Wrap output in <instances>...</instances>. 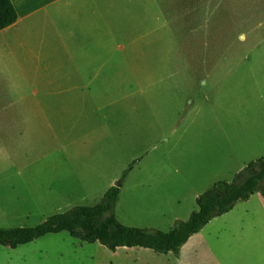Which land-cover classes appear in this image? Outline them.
I'll use <instances>...</instances> for the list:
<instances>
[{
    "label": "rangeland",
    "instance_id": "obj_1",
    "mask_svg": "<svg viewBox=\"0 0 264 264\" xmlns=\"http://www.w3.org/2000/svg\"><path fill=\"white\" fill-rule=\"evenodd\" d=\"M44 1L18 0L20 14L35 6L38 12L0 34L7 42L0 47V120L6 122L0 127V227L33 226L78 205H96L119 186L115 213L121 222L169 231L199 209L202 193L235 180L264 156V38L256 44L250 33L243 42L239 26L215 28L214 40L224 42L196 47L171 40L168 58L152 62L143 55L130 61L133 47L124 57L117 47L112 53L111 41L103 48L115 58L103 63L93 90L76 58L83 47H59L54 57L48 48L68 35L48 27L47 10L60 7L61 18L73 0ZM69 32L75 43L85 38L79 34L84 28ZM169 33L180 40V31ZM68 100L75 102L71 109ZM243 200L249 199L227 211L235 209L232 217ZM223 214L203 228L216 247ZM106 247L76 252L89 264H103L102 251L113 253ZM0 258L23 261L19 255L7 260L3 252Z\"/></svg>",
    "mask_w": 264,
    "mask_h": 264
},
{
    "label": "crops",
    "instance_id": "obj_2",
    "mask_svg": "<svg viewBox=\"0 0 264 264\" xmlns=\"http://www.w3.org/2000/svg\"><path fill=\"white\" fill-rule=\"evenodd\" d=\"M45 1V4L50 6L61 0ZM128 1L112 0L108 5L104 0H73L64 4L61 18L56 17V11L60 7H51L47 10L48 27L52 31V26L61 28L67 31L63 34L68 35L62 41L56 39L49 42L51 56L54 57L59 52V47H83L76 58L82 62L84 77L86 78V75L90 77V80L86 81V88L90 87L94 90L97 86L93 78H97L101 73L104 62L114 60L115 57L110 55V50L103 48L111 44V41L115 43L112 53L115 52L116 47V51L120 50L123 54L128 53L133 47L131 54H128L130 61L141 60L137 56L143 55L146 59L144 61L149 62L166 60L170 54L167 47L172 41L179 45L196 47L212 46L215 41L224 42L222 39L214 40L217 34L215 28L228 29L239 26L240 40L247 41L250 33H254L253 37H257L256 44H263L258 41L264 38V32H261L264 31V0H218L217 6L214 2L208 5L211 0ZM139 1L142 2L141 5H138ZM14 2L19 7L18 0ZM24 2L27 4L32 0H24ZM132 2L135 4L134 7L130 6ZM36 12L38 8L35 6L28 12L19 13V19L0 30V34L11 32L12 28H20L21 22ZM77 27L84 28L86 32L79 33L82 37L85 36L83 40H79V43H75L74 38H70L71 32H69ZM107 28L112 33V38ZM171 30L177 34L181 32L178 34L180 40L171 38L169 33ZM16 31L18 30L14 32ZM152 34H156L157 37L150 38ZM1 42L3 45L6 41ZM185 55L189 56L190 52ZM250 56L248 54L246 58ZM97 63L100 64L99 67ZM87 68L90 69L88 74L85 73ZM69 75L73 76L74 73L69 72ZM260 80L261 97L264 96V71L260 73ZM67 103L66 109H71L75 104L70 100ZM4 122L0 120V127ZM241 202H245L246 205H240L238 215L232 217L235 209L223 214L225 230L221 237L223 238L221 247L211 245L202 229L192 235L178 253L158 252L152 247L141 245L119 246L117 249L109 247L113 253L109 255L102 251V262L103 264H264V194L257 191L249 200ZM248 213L253 214L250 219L247 217ZM103 245L105 246L100 241L90 242L74 236L69 230L50 232L14 248L0 244V252H3L5 259L9 260L12 257L11 259L14 260L18 255L23 259V261L16 259L13 262L6 260L3 262L0 258V264H81V262L89 264L87 257L81 256L76 250L92 246L100 252ZM74 253H78V256H74Z\"/></svg>",
    "mask_w": 264,
    "mask_h": 264
},
{
    "label": "trees",
    "instance_id": "obj_3",
    "mask_svg": "<svg viewBox=\"0 0 264 264\" xmlns=\"http://www.w3.org/2000/svg\"><path fill=\"white\" fill-rule=\"evenodd\" d=\"M18 19L14 0H0V30ZM120 190L119 186H113L100 203L75 206L33 226L0 227V244L14 248L50 232L69 230L74 236L90 242L100 241L111 249L141 245L158 252L178 253L213 218L231 210L239 200L249 199L258 190L264 193V156L250 162L235 180H221L202 193L198 197L199 209L169 231L121 222L115 213Z\"/></svg>",
    "mask_w": 264,
    "mask_h": 264
},
{
    "label": "bare ground",
    "instance_id": "obj_4",
    "mask_svg": "<svg viewBox=\"0 0 264 264\" xmlns=\"http://www.w3.org/2000/svg\"><path fill=\"white\" fill-rule=\"evenodd\" d=\"M4 45V44H3ZM2 46V42H0V47Z\"/></svg>",
    "mask_w": 264,
    "mask_h": 264
}]
</instances>
